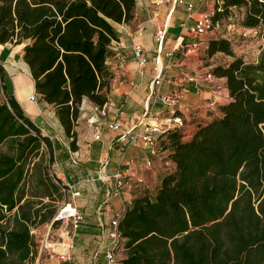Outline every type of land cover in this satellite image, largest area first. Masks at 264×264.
<instances>
[{
    "label": "trees",
    "instance_id": "trees-1",
    "mask_svg": "<svg viewBox=\"0 0 264 264\" xmlns=\"http://www.w3.org/2000/svg\"><path fill=\"white\" fill-rule=\"evenodd\" d=\"M219 1L215 24L244 8V26L264 39V0ZM136 10L137 0H0V44H25L36 92L56 108L69 136L85 99L99 107L108 102L114 78L108 60L120 41L115 24L131 23ZM207 53L232 58L212 70L226 78L230 101L189 140L177 129L165 133L174 169L155 195L127 206L119 223L127 251L121 264H264V46L254 62L237 56L229 38H212ZM5 144L0 264H33L32 230L61 225L53 219L63 194L50 173L52 141L9 90L0 63V147ZM32 184L39 194L29 193Z\"/></svg>",
    "mask_w": 264,
    "mask_h": 264
},
{
    "label": "crops",
    "instance_id": "crops-1",
    "mask_svg": "<svg viewBox=\"0 0 264 264\" xmlns=\"http://www.w3.org/2000/svg\"><path fill=\"white\" fill-rule=\"evenodd\" d=\"M159 1L161 3L157 5L152 0H137L134 20L129 24H115L120 41L113 44L111 60H108L114 72L107 93L108 102L99 107L85 99L73 128L74 136L66 133L56 108L37 94L31 70L23 60L25 44H0V63L6 70L9 90L42 135L52 141L54 181L57 177L62 184L72 185L73 190L80 193L73 201L83 213L84 221L74 237L71 260L65 264H107L105 246L112 219L117 213L125 212L135 198L155 195L162 177L170 166L173 167L170 150L164 142L166 134L159 135L154 145L141 140L125 142L120 139L127 131L132 134L142 132L139 118L147 108L155 115L150 118L152 123H164L173 113L183 117V125L177 130L184 140H189L197 127L221 116V106L230 101L226 78L217 79L222 85V93L213 82H190L187 78L195 73L201 75L212 71L216 66L213 64L216 54L210 57L207 53L213 37H208V33L196 37L181 24H192L198 15L210 11L217 0H190L195 5L192 11L184 5ZM160 27L166 29L162 45L158 42ZM196 39L202 42L201 51L185 56L184 46ZM137 44L143 46L144 65L134 55ZM161 69L163 80L155 88L161 95L180 96L176 104L150 98L153 82ZM90 115L98 118L99 131L88 123ZM114 121L120 123V129L109 127ZM96 133L100 134L99 139L95 138ZM119 168L128 171L133 186L115 195L112 180L107 181L104 175L112 176ZM124 243L122 238L117 254L119 264L127 257ZM47 264L56 262L50 260Z\"/></svg>",
    "mask_w": 264,
    "mask_h": 264
},
{
    "label": "built area",
    "instance_id": "built-area-1",
    "mask_svg": "<svg viewBox=\"0 0 264 264\" xmlns=\"http://www.w3.org/2000/svg\"><path fill=\"white\" fill-rule=\"evenodd\" d=\"M155 4L159 5L161 2L159 0H152ZM166 2H172L173 5H184L189 11H192L195 8V5L190 0H165ZM219 4V5H218ZM222 6L221 2L217 0V4L214 5L210 11L204 12L198 15L195 18V21L188 25L186 22L182 23L181 26L183 28H187L189 33L200 37L208 32L212 31L215 28V22L213 17L217 11H221ZM166 29L165 27H160L158 29V42L162 45L164 36H165ZM159 45V46H160ZM202 47V42L200 39H196L195 41L188 43L183 48V54L185 56L192 55L194 53L199 52ZM161 49V48H160ZM134 55L135 57L139 58L140 63L142 65L145 64L146 58L144 56L143 46L137 44L134 46ZM172 52H169V55L172 56ZM162 73L163 70H160L158 77L153 82V92L151 96L153 99H161L162 101L169 103V104H176L180 100V96H167L161 95L160 92L155 88L162 83ZM188 80L190 82H199L202 80H207L210 82L215 83L216 88L223 92L221 84L217 83L218 77L214 75L212 71H207L205 74L199 75L198 73L188 75ZM34 98V97H33ZM149 107V106H148ZM103 115H106V111L104 109H99ZM155 117L152 114L150 108H147L146 112L142 117L139 118V123L143 125V130L141 133L132 134L130 132H125L120 135V139L125 142H133L136 140H141L148 145H154L156 143L157 138L159 135H164L170 130H175L179 126L183 125V117L180 115L173 113L172 115L166 118L164 123H152L150 118ZM88 123L94 127L97 131L100 129V123L98 118L95 115H90L88 117ZM109 127L113 130H118L121 128L119 122L114 121L109 124ZM96 139L100 138V134L96 133ZM106 180H112L113 182V194L118 195L122 193L125 189H130L133 186V181L130 177V174L127 170L119 168L114 172L112 176H106ZM59 178L56 177L55 182L60 186L61 192L63 194V200L60 202L58 211L53 219L54 221H60L61 225L66 223V226L61 228V238L62 242L60 245L63 247L61 251H55L54 245L52 243H48L49 248H52V252H55L58 255V259L62 261H69L71 260L72 254L71 250L74 245V237L80 228L82 222L84 221V215L80 211L79 207L73 201V198L77 197L80 193L79 191H74L72 185L69 184H62L58 181ZM70 194V197H68ZM124 215V211L119 212L115 215V217L111 221V230L109 232L108 242L105 246V257L107 260V264H119V259L117 258V254L120 251L121 247V240L122 236L119 231V223ZM48 237V236H47ZM48 240V239H47Z\"/></svg>",
    "mask_w": 264,
    "mask_h": 264
},
{
    "label": "rangeland",
    "instance_id": "rangeland-1",
    "mask_svg": "<svg viewBox=\"0 0 264 264\" xmlns=\"http://www.w3.org/2000/svg\"><path fill=\"white\" fill-rule=\"evenodd\" d=\"M244 17V8H232L231 14L219 19V21L216 22L213 31L208 32L207 36L210 38L213 37L231 39L235 54L237 56L243 57L247 62H254L257 60L260 50L264 46V39L259 29H249L244 26ZM231 59L232 58L230 56L219 53L214 56L213 64L227 65ZM0 151H7V145L5 144L4 146H1ZM173 169L174 168L170 166V169H168L167 172H170ZM52 171L53 168L50 169L51 175L53 174ZM31 192H33L34 194H39L41 190L39 188H36L35 184H32L29 189V193ZM44 201L45 203L52 202V200L47 197L44 198ZM62 225L63 227H65L66 223ZM62 225L57 228H52L51 222H47L33 228L32 233L34 234L37 246V257L33 264H47L50 260H54L56 264H65V262H69L62 261L61 259L59 260L57 258L58 255H56L55 252H52V248L47 247L48 243H52L54 245L53 247L55 251H61V249H63V247L60 245V243L62 242V238L60 236L62 233Z\"/></svg>",
    "mask_w": 264,
    "mask_h": 264
},
{
    "label": "bare ground",
    "instance_id": "bare-ground-1",
    "mask_svg": "<svg viewBox=\"0 0 264 264\" xmlns=\"http://www.w3.org/2000/svg\"><path fill=\"white\" fill-rule=\"evenodd\" d=\"M62 250V249H61Z\"/></svg>",
    "mask_w": 264,
    "mask_h": 264
}]
</instances>
